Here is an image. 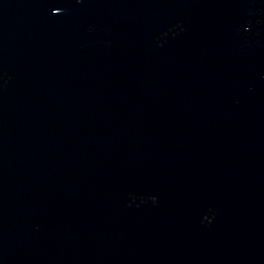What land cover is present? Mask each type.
I'll return each instance as SVG.
<instances>
[{"label": "water", "instance_id": "water-1", "mask_svg": "<svg viewBox=\"0 0 264 264\" xmlns=\"http://www.w3.org/2000/svg\"><path fill=\"white\" fill-rule=\"evenodd\" d=\"M0 264H264V0H0Z\"/></svg>", "mask_w": 264, "mask_h": 264}]
</instances>
